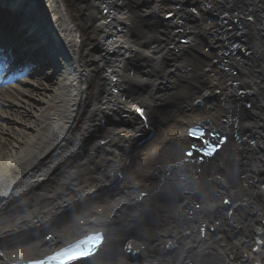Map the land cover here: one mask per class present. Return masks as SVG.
<instances>
[{
  "label": "bare ground",
  "instance_id": "bare-ground-1",
  "mask_svg": "<svg viewBox=\"0 0 264 264\" xmlns=\"http://www.w3.org/2000/svg\"><path fill=\"white\" fill-rule=\"evenodd\" d=\"M171 1L0 0V43L37 47L0 85V264L98 229V264H264V0ZM194 128L236 143L177 174Z\"/></svg>",
  "mask_w": 264,
  "mask_h": 264
},
{
  "label": "snow or ice",
  "instance_id": "snow-or-ice-1",
  "mask_svg": "<svg viewBox=\"0 0 264 264\" xmlns=\"http://www.w3.org/2000/svg\"><path fill=\"white\" fill-rule=\"evenodd\" d=\"M123 2V0H121ZM251 19V17H249ZM143 116V112L137 109ZM193 138L202 139L203 132H199L197 129H191L188 133ZM215 143L203 141L204 147H197L195 143L191 144L188 151L184 154L188 157H192L194 154L203 162L204 157L213 156L214 153L227 142L226 136H221L219 133L214 134ZM183 163V161H181ZM10 193L0 192V196L6 197ZM146 194V193H145ZM224 204H230L231 201L225 199ZM232 213L229 212V215ZM63 218H58L57 227L60 223H63ZM74 227H80L79 218L73 221ZM203 231V229H201ZM45 239L49 242V247L52 243H55L56 237L45 234ZM105 234L99 230H93L91 234H85L83 239H80L74 243H69L67 246H61L58 250H54L51 255L33 258L29 261V264H98L99 258L105 255L104 249L106 248ZM7 241L0 239V247L6 246ZM127 251H132V245L127 246ZM0 256H4L3 252H0Z\"/></svg>",
  "mask_w": 264,
  "mask_h": 264
},
{
  "label": "water",
  "instance_id": "water-1",
  "mask_svg": "<svg viewBox=\"0 0 264 264\" xmlns=\"http://www.w3.org/2000/svg\"><path fill=\"white\" fill-rule=\"evenodd\" d=\"M237 26V25H236ZM189 42V41H188ZM229 140H228V143L229 144H233L234 143V140H233V137H231V138H228ZM236 143V142H235ZM228 147V148H227ZM230 148V146H226V149L227 150H225L223 153H222V155H221V158H219V159H217L216 161H214V162H212V164L211 165H213V166H217V165H219V163L220 162H222V160H223V158H224V154H225V152L228 154V153H230L231 152V149H229ZM104 228V227H103ZM100 231H101V229H100ZM104 234H105V232L104 231H102ZM45 234H47V233H44V235H42V237H41V241L44 239L45 241H46V239H45ZM105 237H106V234H105ZM109 240V238H107V240H105V243L107 244V241ZM38 246V245H37ZM34 247V249L36 248V246H33ZM109 251V252H108ZM104 252H105V255H102V256H100V258L102 257L103 259H107L108 258V256L111 254V250L110 249H107L106 248V250L104 249ZM108 252V254H106ZM164 253H166V251L165 250H163V252L160 254V257L162 256V254H164ZM115 254H116V256H119V253H118V251H116L115 252ZM99 258V261L101 260Z\"/></svg>",
  "mask_w": 264,
  "mask_h": 264
},
{
  "label": "rangeland",
  "instance_id": "rangeland-1",
  "mask_svg": "<svg viewBox=\"0 0 264 264\" xmlns=\"http://www.w3.org/2000/svg\"><path fill=\"white\" fill-rule=\"evenodd\" d=\"M206 1V0H205ZM237 25V24H236ZM238 26V25H237ZM228 26H226V27H224V30L227 28ZM228 30H230L229 28H227V31ZM142 136V135H141ZM142 137H140V139H141ZM141 143V142H140ZM141 145V144H140ZM52 227H53V225H52Z\"/></svg>",
  "mask_w": 264,
  "mask_h": 264
}]
</instances>
